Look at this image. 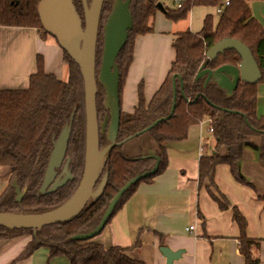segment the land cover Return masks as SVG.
Returning a JSON list of instances; mask_svg holds the SVG:
<instances>
[{"label":"trees","instance_id":"obj_1","mask_svg":"<svg viewBox=\"0 0 264 264\" xmlns=\"http://www.w3.org/2000/svg\"><path fill=\"white\" fill-rule=\"evenodd\" d=\"M41 0H0V26L34 28L43 40L52 37L42 26L38 7ZM89 1V0H88ZM115 0H104L100 19L96 51V74L98 76L104 46V25L111 13ZM77 12L84 21L82 0H73ZM159 0H131L133 28L128 41L117 58L120 71L119 94L134 59L136 39L140 35L153 32V20L159 10ZM219 0H183L177 9H166V16L172 21L186 19L195 6H221ZM230 38L241 41L250 50L261 71L264 82V28L253 16L246 0H231L221 11L220 20L214 26L212 16L205 19L202 30L193 34L190 30L180 32L173 40L175 59L170 71L152 99L147 102L144 86L138 88V105L131 113L121 110L117 141L121 142L145 130L156 120L167 117L173 106V83H177L175 109L168 119L142 135H149L160 159L157 172L133 184L117 204L113 214L135 193L142 182H150L168 167L165 145L170 141L184 140L189 127L205 120L213 129L216 146L212 152L202 154L199 162V183L209 180L214 185L216 167L230 166L235 179L247 182L240 174V162L248 145L259 147L260 161L264 165V116L257 115V85L240 82L232 94L221 88L215 81L205 85L207 76L196 80L197 73L206 62V53L219 41ZM57 43L56 39L53 38ZM58 44V43H57ZM63 62L68 65V76L64 81L44 70V58L38 57L37 73L31 76L26 90L0 89V169L5 168L11 176L8 188L0 197L1 213L42 214L64 204L76 191L84 173L86 154V101L84 79L77 63L63 50ZM241 63L239 54L230 50L217 60L209 61L205 69L212 71L225 65L237 66ZM180 78V80H179ZM105 89L98 82L97 113L102 123L108 110L105 107ZM71 124V134L65 156L70 159L73 179L55 192L41 193L54 143L63 129ZM107 130L100 134V148L109 145ZM136 136L135 138H139ZM134 138V139H135ZM127 144V143H126ZM123 146L110 150L105 159L102 176L108 173L107 186L97 200H91L77 218L67 223L46 226L41 230L8 229L0 227V240L25 234L31 241L15 260L30 257L37 249L46 248L51 257L64 256L70 264H144L130 258L128 249L121 247L105 248L91 240H81L78 235L93 231L101 222L104 213L118 191L135 176L150 171L156 158L142 154L131 158ZM141 147V151L145 148ZM62 169H57L61 173ZM16 180L24 192L22 201L12 182ZM219 201V199L213 195ZM264 200V196H262ZM220 202V201H219ZM221 209H228L220 202ZM234 219L241 228V253L245 264H260L254 250L260 242L246 236V220L233 208ZM138 245V243H137ZM135 245V247L137 246Z\"/></svg>","mask_w":264,"mask_h":264},{"label":"crops","instance_id":"obj_2","mask_svg":"<svg viewBox=\"0 0 264 264\" xmlns=\"http://www.w3.org/2000/svg\"><path fill=\"white\" fill-rule=\"evenodd\" d=\"M219 1L222 2L219 7L195 6L186 19L178 21L167 19L160 11L156 14L153 32L136 39L134 59L120 99L122 111L131 113L137 107L140 84L144 86L147 102L152 99L175 59L172 43L176 35L186 30L199 33L208 16H212L216 26L221 14L218 9L224 10L231 0ZM246 1L264 28V0ZM63 55L56 42L43 40L34 28L0 26V89H28L31 76L37 73L39 56L44 58L46 74L66 80L68 70ZM257 92L256 111L262 117L264 82L257 84ZM205 124L190 126L186 139L165 145L166 170L152 181L140 183L93 241L105 248L128 249L126 254L130 258L144 264H168L162 247L179 253L171 264H245L241 228L234 219L233 208H237L246 220V236L260 242L254 254L264 264V165L254 151L256 147L248 145L240 163V174L246 184L235 179L227 164L216 167L214 185L209 180L200 184L202 154L212 152L216 146V139ZM10 182V174L0 171V197ZM213 195L229 208L221 209ZM191 227L193 230H189ZM31 239L30 234H25L0 240V264H70L64 256L51 257L43 247L27 259L15 262Z\"/></svg>","mask_w":264,"mask_h":264},{"label":"water","instance_id":"obj_3","mask_svg":"<svg viewBox=\"0 0 264 264\" xmlns=\"http://www.w3.org/2000/svg\"><path fill=\"white\" fill-rule=\"evenodd\" d=\"M82 3L84 21L77 12L73 0H41L38 13L45 31L55 38L61 49L66 51L77 63L84 79L86 154L83 177L74 194L60 207L42 214L0 212V227L33 229L37 231L46 226L74 220L91 200H97L103 194L107 186L108 173L103 176L98 186L97 184L104 169L106 156L110 150L116 146H123L136 136L148 132L163 119H168L174 112L177 95V83L175 80L173 83V106L170 114L163 119L156 120L136 135L121 142L117 141L121 119V103L119 94L120 71L116 61L119 53L125 47L129 33L133 28L131 0L114 1L111 13L104 25V46L98 76L96 74V51L104 0H92L90 5L88 0H82ZM157 5L158 8L163 9L161 3ZM230 50H234L239 54L241 58L239 65H225L215 71L205 69L209 61L217 60L220 55ZM206 58V62L197 73L196 80L207 76L205 85L213 80L226 90L228 94H232L240 82L257 85L262 79L261 71L251 50L239 40L225 38L219 41L208 50ZM98 82L105 89V107L109 111L102 123H99L97 113ZM106 130L110 143L101 149L100 134L105 133ZM70 134L71 124L63 129L54 143L45 179L40 190L43 194L57 191L74 178L72 169L69 166L70 159H68L64 165L62 175L59 179H56L57 169L61 168L66 156ZM254 151H257L260 160L259 147L254 149ZM147 156L156 158L157 162L154 168L135 176L127 182L110 202L99 225L93 231L78 235L76 238L91 240L98 236L107 225L120 199L130 187L143 178L154 175L157 172L160 159L152 151ZM12 186L17 194L16 200L21 202L24 192L18 186L16 180L12 182ZM161 252L167 257L168 264H171V261L179 256V253L172 252L165 247L161 248Z\"/></svg>","mask_w":264,"mask_h":264},{"label":"rangeland","instance_id":"obj_4","mask_svg":"<svg viewBox=\"0 0 264 264\" xmlns=\"http://www.w3.org/2000/svg\"><path fill=\"white\" fill-rule=\"evenodd\" d=\"M91 2H92V0L88 1L89 5ZM159 3H162L164 5V9L159 8L158 12L160 11L161 13H163L167 19H169V18L166 16L164 11H166V9H169V10L177 9V3L175 2V0L174 1L173 0H159ZM49 41H51L52 43H55V40L53 39V37H49ZM66 66H67V70H68V65H66ZM202 123H206L205 128H209V124L207 123L206 120ZM148 145L152 146L153 143H152V140L150 139L149 135L145 134V135H142L139 138H135V139L129 141L127 144H125L124 151L131 158L132 157L137 158L139 154L140 155L142 154V152H144V154H149L150 151L155 153V151H156L155 148H153V146L147 147ZM140 146H142L145 149L143 151H141ZM0 171H2V172L6 171L7 172V170L5 168L0 169Z\"/></svg>","mask_w":264,"mask_h":264},{"label":"built area","instance_id":"obj_5","mask_svg":"<svg viewBox=\"0 0 264 264\" xmlns=\"http://www.w3.org/2000/svg\"><path fill=\"white\" fill-rule=\"evenodd\" d=\"M182 1H183V0H175V2L177 3V8H179V7L181 6V2H182ZM229 2H230V1H227V2H226V5H228ZM218 12L220 13V12H221V9H218ZM209 132H210V133H213V129L210 128V129H209ZM189 230H193V227H191Z\"/></svg>","mask_w":264,"mask_h":264},{"label":"flooded vegetation","instance_id":"obj_6","mask_svg":"<svg viewBox=\"0 0 264 264\" xmlns=\"http://www.w3.org/2000/svg\"><path fill=\"white\" fill-rule=\"evenodd\" d=\"M64 165H65V159H64V162H63L61 168H59V169H62V171H63ZM62 171H61V173H59V175L57 174L56 179H59V177L62 175ZM101 176H102V174H101ZM62 178H63V177H62ZM62 178H61V179H62ZM98 182H99V181H98Z\"/></svg>","mask_w":264,"mask_h":264}]
</instances>
